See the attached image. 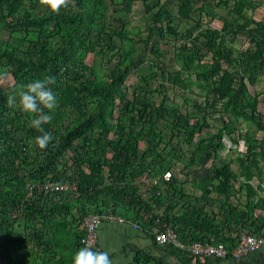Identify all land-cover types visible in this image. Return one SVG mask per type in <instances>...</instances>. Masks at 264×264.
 <instances>
[{
  "label": "trees",
  "instance_id": "1",
  "mask_svg": "<svg viewBox=\"0 0 264 264\" xmlns=\"http://www.w3.org/2000/svg\"><path fill=\"white\" fill-rule=\"evenodd\" d=\"M176 1L73 0L56 14L41 0H0V77L7 74L0 80V264H74L88 216L132 222L156 245L154 230H170L185 244L179 252L170 245L171 254L195 261L202 258L190 252L194 239L219 244L210 238L227 231L219 242L231 251L241 232L264 236L257 112L264 94L260 101L252 89L264 77V23L238 14L251 0ZM139 12L145 31L129 28L127 19ZM148 50L160 75L136 65ZM49 76L59 107L47 124L54 143L41 150L31 117L9 108L7 98L20 84ZM8 77L12 84L3 87ZM224 140L233 147L243 141L245 152L222 158ZM47 182L68 187L45 191Z\"/></svg>",
  "mask_w": 264,
  "mask_h": 264
},
{
  "label": "crops",
  "instance_id": "2",
  "mask_svg": "<svg viewBox=\"0 0 264 264\" xmlns=\"http://www.w3.org/2000/svg\"><path fill=\"white\" fill-rule=\"evenodd\" d=\"M251 3V8H242L241 10L238 8V14L253 22L264 23V0H251ZM225 12L223 13L225 14ZM251 26L253 27L254 25ZM242 143L244 144L243 141ZM228 144L230 143L228 142ZM202 170H205V173L208 174L207 168H203ZM200 174L201 178L204 177V173L200 172ZM251 184L254 188L258 186V182L256 180H253ZM263 191L264 188L262 186V192L259 194V197L262 199H264ZM200 194V191L196 192V196H199ZM243 202L244 198L240 200L241 204H243ZM213 211L217 212L216 208H214ZM260 213V209L255 210V216H258ZM133 225L135 224L127 221L109 222L108 220H105L97 229L99 251L108 252L112 264H137L134 261L136 258L144 260L145 258L148 259V257L152 259V262L149 264H264V247L257 252L245 255L238 260L228 256L223 259H200L196 261L190 258L191 261L187 262V259L191 257L189 253L184 254L185 257L183 258L180 256L175 257L171 254L172 252L167 249L170 246L162 247L156 245L147 234L138 228L134 229ZM223 232L224 233L219 236L210 238V240L212 242L215 240L216 243L223 244L219 242V239L224 236L222 240L225 242V238L228 236L227 231ZM194 240H196L195 243H199L203 241L204 238ZM181 245L184 246L185 244ZM175 249L178 250H176V252H179L180 250L178 248Z\"/></svg>",
  "mask_w": 264,
  "mask_h": 264
},
{
  "label": "clouds",
  "instance_id": "3",
  "mask_svg": "<svg viewBox=\"0 0 264 264\" xmlns=\"http://www.w3.org/2000/svg\"><path fill=\"white\" fill-rule=\"evenodd\" d=\"M41 3H46L51 11L59 14L62 9H67L73 0H41ZM6 75L0 77V80ZM55 83V78L51 76L34 79L20 84L14 94L7 98L9 108L18 109L31 117L30 127L40 133L36 136L35 143L41 150H46L54 143V137L44 126L51 123L52 113L59 107L57 94L51 87ZM74 264H112V262L108 252L92 251L86 247L76 253Z\"/></svg>",
  "mask_w": 264,
  "mask_h": 264
},
{
  "label": "built area",
  "instance_id": "4",
  "mask_svg": "<svg viewBox=\"0 0 264 264\" xmlns=\"http://www.w3.org/2000/svg\"><path fill=\"white\" fill-rule=\"evenodd\" d=\"M170 173L164 175L165 179H169ZM68 186L65 185H54L47 182L44 185L45 191H66ZM108 220L109 222H123L122 219L108 216V217H98V216H88L83 219V226L86 232L85 238L82 243L84 247L92 249L94 251H99V240L97 229L103 223V221ZM134 229H137L136 225H133ZM154 239L159 246L165 247L172 245L175 248H184L178 241L177 236L174 232L166 230L165 232H159L157 229L154 230ZM264 247V236H253L246 232H241L239 234V241L237 245L231 250L228 249L223 244H211V243H193L190 246V252L194 257L199 258H209V259H223L225 257H232L233 259H240L245 255L255 253Z\"/></svg>",
  "mask_w": 264,
  "mask_h": 264
},
{
  "label": "rangeland",
  "instance_id": "5",
  "mask_svg": "<svg viewBox=\"0 0 264 264\" xmlns=\"http://www.w3.org/2000/svg\"><path fill=\"white\" fill-rule=\"evenodd\" d=\"M167 1H168V2H171V3H174V1L177 2L176 0H167ZM134 8H135L136 10L141 11V9H142V4H140V3H136L135 6H134ZM221 14L224 15V13H223L222 11L219 10V15L222 16ZM145 16H146V15H145ZM216 19H217V20H215V21H210V19H208V18H204L202 21H203L204 23L209 22V24L213 22L214 25H215V27L218 28V27H220V25H221V21L219 20V18H216ZM127 20H128L129 28H130V29L140 28L141 31H145L146 24H147V20H146V17H144L142 13L139 12V16H131V17L128 18ZM212 25H213V24H212ZM184 27H186L185 23L181 22L179 28H184ZM243 41H244V40H241V42H237V43L234 44V45H235V48L238 49V51L243 50V48H245V43H243ZM151 45H152V44H151ZM136 47H138V48L140 49L141 45H140L139 42L136 43ZM171 47H172V46H171ZM171 47H169L168 51H171ZM160 48H161V50H164V49H165V46H164L163 43L161 44ZM149 52H150V50H148L147 52H145V53L143 54V55H144V60H143V61H142V60H141V61H137L136 65H137V67H141V69L144 70L145 73H148V72H158V75H160L159 71H158V70H155L154 67H153V65H152V61H155V58H154V56L149 55ZM169 53H170V52H169ZM92 62H93V57H92L91 55H88L87 58L85 59V63L88 64V65H91ZM166 62H167V61H166ZM166 62H165V63H166ZM170 63H171V62H170ZM168 70H169V69H168ZM134 74H136V73L132 72L131 75H134ZM131 77H132V76H131ZM157 82H158V84H159L160 82H162L161 77H159V81H157ZM11 84H12V79H11V77H8V78L6 79V81L2 84V86H3V87H8V86H10ZM156 85H157V84H155V83L152 82V83L149 85V86H150V89H151V90L155 89V86H156ZM252 89H253L254 91H256V92L260 95L259 99H260V101H261V99H262V97H263L262 95L264 94V77H262V78L259 80V82H258V83H257ZM193 91H194V93H195V91H197V90L193 88ZM245 92H247V90H246ZM166 94H167L170 98L173 97V100H174L176 103H182V99H181V97H179L178 94H176V93H174V92H171V91H170V88H169V91L166 92ZM162 96H163V94L160 95L159 93H155L154 96H153V98L160 99ZM188 97H190L191 99H195V100L203 101V97H201V98H200V97L197 98V97H196V94H190ZM257 112H258V114H259V117H260V121H261V123L264 125V107L262 106V104H259V105H258ZM246 125H247L246 123H241V128H243L242 133H243V131L248 130V129L246 128ZM44 127H45V129L47 130L48 126L45 125ZM248 127H249V131H251V133L255 134V135H254V138H256V139H260V138L262 137V136H261V135H262V132H258V130H256V127H254V125H250V124H248ZM215 130H216V127H212L210 132H211V133H214ZM240 133H241V132H240ZM223 142H224V144L226 145L227 148H226L225 151H223V152L221 153V157H222V158H226V159H235V158L237 157V153H244V152H245V146H244V144L242 143V141H239V142H238V145H237V146H234V147L231 146L230 144H228V141H226V140H224ZM228 145H229V146H228ZM228 148H229V149L231 148V149H233L234 151L229 152V151H228ZM205 162H206V161H205ZM209 164H210V162H209V163L206 162V165H209ZM216 164L219 165L218 162H216ZM204 166H205V165H204ZM177 168H178V169L175 171L177 177H178L179 179H184V172L181 171L179 167H177ZM205 168H207V166H206ZM233 169H236V167H235L234 165H233ZM200 172L204 173V175L207 174V173H205V170H200ZM200 176H201V174H200ZM185 188H186L187 190L190 191V190L193 189V186H191L190 184H187V185L185 186Z\"/></svg>",
  "mask_w": 264,
  "mask_h": 264
}]
</instances>
